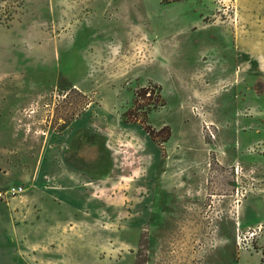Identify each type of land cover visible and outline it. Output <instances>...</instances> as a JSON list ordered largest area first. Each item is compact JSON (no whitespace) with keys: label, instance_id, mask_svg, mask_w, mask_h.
Returning <instances> with one entry per match:
<instances>
[{"label":"rangeland","instance_id":"1","mask_svg":"<svg viewBox=\"0 0 264 264\" xmlns=\"http://www.w3.org/2000/svg\"><path fill=\"white\" fill-rule=\"evenodd\" d=\"M255 2L0 0V189L36 204L62 190L56 239L25 261L237 264L264 250V73L233 76L223 35ZM257 226L244 250L238 232Z\"/></svg>","mask_w":264,"mask_h":264},{"label":"crops","instance_id":"2","mask_svg":"<svg viewBox=\"0 0 264 264\" xmlns=\"http://www.w3.org/2000/svg\"><path fill=\"white\" fill-rule=\"evenodd\" d=\"M254 1L256 7L250 12L243 5L237 8L238 20L223 33L227 37L224 48L231 51L235 77L244 68L264 73V0ZM259 49L263 52H259ZM38 190L42 197L38 198L37 204L30 194L7 202L0 200V258H7V264L14 263V259L22 264H30L29 260L25 261L26 258L30 259L32 255L34 258L43 257L47 242L56 239L57 223L62 218V208L58 203L62 190L59 187ZM253 204L249 202L246 208ZM237 264H264L263 253L242 252Z\"/></svg>","mask_w":264,"mask_h":264},{"label":"built area","instance_id":"3","mask_svg":"<svg viewBox=\"0 0 264 264\" xmlns=\"http://www.w3.org/2000/svg\"><path fill=\"white\" fill-rule=\"evenodd\" d=\"M234 20L236 18V11L233 14ZM25 189L21 186H8L4 189H0V200L2 201H10L14 198L22 196ZM262 230L261 226H257L255 228H252L251 232H244L240 233L238 232L236 236L237 244H239L240 247H242L244 250L253 249L254 244V237L256 239L258 233H260Z\"/></svg>","mask_w":264,"mask_h":264},{"label":"trees","instance_id":"4","mask_svg":"<svg viewBox=\"0 0 264 264\" xmlns=\"http://www.w3.org/2000/svg\"><path fill=\"white\" fill-rule=\"evenodd\" d=\"M140 92L142 93L141 96L144 97V95H146L147 93H149L151 95V93H153V90H150V92H148V88H142L140 90ZM262 253H263V256H264V250L262 251Z\"/></svg>","mask_w":264,"mask_h":264}]
</instances>
